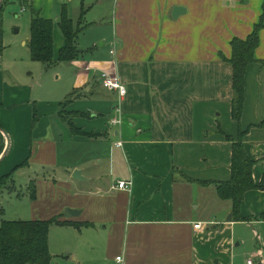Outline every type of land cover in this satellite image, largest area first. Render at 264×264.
<instances>
[{
    "label": "crops",
    "instance_id": "0c3cea01",
    "mask_svg": "<svg viewBox=\"0 0 264 264\" xmlns=\"http://www.w3.org/2000/svg\"><path fill=\"white\" fill-rule=\"evenodd\" d=\"M31 7L51 19L34 1ZM176 7L185 12L174 19ZM106 18L112 21L108 51L96 53L94 45L85 54L78 38L79 59L46 68L67 71L55 73L49 101L30 73L0 63V127L8 146L0 179L28 170L26 180L36 183L32 220L62 217L88 223L75 228L80 232H105L96 234L105 249L99 264H264V189L246 193L238 221L231 201L220 200L214 185H201L230 179L232 145L224 135L239 131L247 154L258 160L255 184L264 176V65L247 69L237 123L232 68L221 59L231 57L233 39L244 40L264 24V0H115ZM59 30L54 25L55 60L65 45ZM259 38L255 58L264 62V27ZM104 72L127 87L120 103L117 93L101 89ZM75 92L79 98L67 111L77 113L75 126L96 139L73 135L60 117L61 104ZM114 118L120 123L112 126ZM76 170L83 179L74 178ZM121 181L131 182V189L116 190ZM200 209L213 210L198 215ZM68 210L79 215L68 217ZM246 232L255 235L258 252L249 248Z\"/></svg>",
    "mask_w": 264,
    "mask_h": 264
},
{
    "label": "rangeland",
    "instance_id": "374dc122",
    "mask_svg": "<svg viewBox=\"0 0 264 264\" xmlns=\"http://www.w3.org/2000/svg\"><path fill=\"white\" fill-rule=\"evenodd\" d=\"M3 1H6L4 12V43L6 46V50L4 51L3 56L0 58V63L2 62L4 65L6 63L14 64V67L22 74L28 75L30 73L29 77L38 81V83L42 85L43 89H41L39 93L43 95V99L46 101L53 99L56 92V90H50V87L55 84V73L59 72L61 75H64L65 73H67V71L64 66H61V69L58 67L55 70L54 68L50 73H47L46 67L42 63L32 60L29 47L23 45V40H26V37H30L31 19L33 15L31 7L32 1H34L38 7L40 6L45 13H49L52 15L51 19L54 20V25H56L57 27L64 7L67 8L69 17L73 20L74 30L81 28L83 24L84 26H87L86 30L84 28L81 32L82 34L80 33L81 35L79 36L78 40L80 49H82L83 53L87 54L90 48H93L94 45H96V50L94 51L96 53H98L101 49L103 51H108L110 48L109 40L111 39L112 21H109L108 19L110 18L106 17L111 16V11L113 10L115 0H100L99 4H97L98 0ZM23 8H25L26 10L23 11ZM82 10L84 11L83 16H81ZM55 41V51L57 52V38H55ZM102 42H106V46L104 48L101 47ZM100 85L102 90L111 92L102 84V78H100ZM56 86H58V84H56ZM69 98H67L68 101L66 100L67 103H64L62 105L60 111V115L65 120L64 122L66 124L68 122L74 124L75 130L73 131V134H75V136L96 139L97 137L94 133H84L82 129H79L75 126L74 119L75 117H78V114H73L67 111V109L72 101H75L79 98V95L75 92V94L69 96ZM69 101H71V103ZM118 102H120L119 97ZM1 130L3 129L1 128ZM238 137L239 135L237 134L232 138L238 139ZM22 172L16 173L14 175L15 177L5 179L3 183V187L9 186V189L11 187L12 191H4L0 194V226L3 221H32L31 208L33 204L31 203V200L28 196L34 188L35 180L28 182L26 180V176L23 175L27 174L26 172H28V170L26 169ZM185 181L192 182L191 179ZM58 197L59 196L57 195L55 202L56 205L59 204ZM212 210L213 209H208L206 211H203L200 209L197 214L206 215L205 212L208 213ZM38 218H40V216H38ZM52 219H57L59 221L63 220L62 217H53L47 220ZM60 222H63L64 224H77L73 223L72 221ZM79 225H85L89 227L88 223H80ZM50 231L51 264H99V261H102L104 259V246L100 243H97L96 238V234H105V232H103L101 229H83L80 232L72 226H69V228L66 229H61V227L58 226L53 227L52 230L50 229ZM245 234L246 237H250L251 245L249 248H253L254 252L256 250L258 252L259 246L256 242L257 240L255 235L250 232H248V234L246 232ZM62 256H66V258H62ZM108 264L114 263L112 261H109Z\"/></svg>",
    "mask_w": 264,
    "mask_h": 264
},
{
    "label": "trees",
    "instance_id": "16d2710c",
    "mask_svg": "<svg viewBox=\"0 0 264 264\" xmlns=\"http://www.w3.org/2000/svg\"><path fill=\"white\" fill-rule=\"evenodd\" d=\"M5 4L6 1H3V4L0 6V58L6 50L4 43ZM83 14L82 11L81 16ZM262 21L259 25L255 26L252 33L246 39L235 38L231 41L232 55L230 58H225L221 55L222 61L229 64L232 68L233 98L231 100V115L237 123L240 122L245 105V76L247 69L253 63H261L264 65V62H258L255 58V51L260 44L259 32L264 27ZM58 27L65 39V45L60 50L58 59L55 60L53 38L54 20L46 19L40 13L33 11L28 47L32 60L42 63L47 69L51 68L56 62L69 63L81 57L82 52L77 47V40L86 26H81V28L74 30L73 20L69 17L67 8L64 7L58 21ZM67 101L65 100L61 104V107ZM69 102L71 103V101ZM60 117L65 121L61 115ZM38 118L37 111L34 109L33 126L36 125ZM67 125L73 134L75 130L74 124L68 122ZM263 125L264 122L260 124V126ZM219 131L221 132L220 126ZM238 135V139L224 135L226 140L232 145L230 179L222 182L201 183V185H214L218 198L222 201H231L233 204V215L238 221H243L240 215V209L245 195L252 190H263L264 176L260 184L256 185L253 180V168L258 163V160L252 159L245 150L243 142L245 132L239 131ZM4 144V136L0 131V157L5 149ZM13 175L14 171L0 179V194L4 191H12L11 187L9 189V186L3 187V183L5 179L12 178ZM29 198L31 200H35L36 198V183H34V188ZM54 225L61 227L73 226L77 229L81 227L79 224H64L57 219L3 221L0 226V264H51L49 235L50 229Z\"/></svg>",
    "mask_w": 264,
    "mask_h": 264
},
{
    "label": "built area",
    "instance_id": "2783aa9c",
    "mask_svg": "<svg viewBox=\"0 0 264 264\" xmlns=\"http://www.w3.org/2000/svg\"><path fill=\"white\" fill-rule=\"evenodd\" d=\"M26 9L23 8V11ZM102 78V84L104 85L105 88H107L109 91L113 93H117L119 97V101H122L126 96H127V88L126 86L123 85L121 80L116 76V75H111L107 72L102 73L101 77ZM120 103V102H119ZM117 113H120V108H116ZM120 123V120L118 118H114L111 121V125L115 126ZM121 143H118L117 146H121ZM132 183L127 182V181H121L117 182L115 185L116 190H121V191H128L131 189ZM202 227L201 223L195 224V229L199 230ZM117 261H121V257L117 258ZM245 264H255L253 259H248Z\"/></svg>",
    "mask_w": 264,
    "mask_h": 264
},
{
    "label": "water",
    "instance_id": "95a60500",
    "mask_svg": "<svg viewBox=\"0 0 264 264\" xmlns=\"http://www.w3.org/2000/svg\"><path fill=\"white\" fill-rule=\"evenodd\" d=\"M184 12H185V10H184L183 8H181V7H176V8L173 10V18H174V19H177V18H178L181 14H183ZM0 131L3 132V130H1V129H0ZM3 133H4V132H3ZM7 141H8V143H9V139H8V137H7ZM7 151H8V146L6 147L4 153L1 155L0 160L3 159V158L5 157V155L7 154ZM81 173H82L81 171L76 170V171L74 172V178L77 179V180L83 179V178L81 177ZM67 215H68V217H76V216L79 215V212H77V211H75V210H68V211H67ZM227 221H228V222H231V221H232V216H229Z\"/></svg>",
    "mask_w": 264,
    "mask_h": 264
}]
</instances>
